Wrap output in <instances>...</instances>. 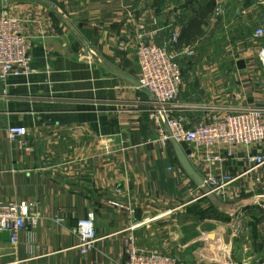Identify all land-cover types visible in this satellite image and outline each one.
<instances>
[{
	"label": "crops",
	"instance_id": "0c3cea01",
	"mask_svg": "<svg viewBox=\"0 0 264 264\" xmlns=\"http://www.w3.org/2000/svg\"><path fill=\"white\" fill-rule=\"evenodd\" d=\"M2 3L0 13L28 20L31 63L28 73L0 81V201H31L40 220L14 244L0 233V264H123L127 234L138 248H157L178 264H221L225 252L237 261L264 262V209L253 203L264 196V165L253 169L248 160L264 155V144L237 146L216 165L242 174L228 188L238 196L201 198L172 141L160 140L147 118L133 27L142 21L149 32L155 29L159 47L177 32L178 48H192L193 56L176 62L183 81L178 101L192 106L182 115L193 125L223 109L264 104V72L256 63L264 37L254 35L264 29V0ZM12 126L28 130L29 150L8 140ZM245 197L253 205L246 201L240 223L231 212L240 230L232 236L218 216ZM89 214L99 241L83 256L74 229ZM221 237L227 243L214 247Z\"/></svg>",
	"mask_w": 264,
	"mask_h": 264
},
{
	"label": "built area",
	"instance_id": "2783aa9c",
	"mask_svg": "<svg viewBox=\"0 0 264 264\" xmlns=\"http://www.w3.org/2000/svg\"><path fill=\"white\" fill-rule=\"evenodd\" d=\"M221 14L222 7L218 5L214 16L218 17ZM27 23L26 18L0 13V81L3 83L10 76H20L29 72L31 37L25 32ZM155 25L156 21L153 20V26ZM133 27L137 38L135 45L137 87L145 91L148 96L145 102L148 120L157 126L160 140L189 147L188 158L193 165L200 168L202 173L201 198L211 196L223 202L233 200L238 195L230 194L228 188L242 174L232 176L217 171L216 165L224 161L223 155L228 159L232 158L237 146L249 149L264 144V104L245 106L237 111L223 109L222 113L214 112L209 115L207 121L198 120L195 124L189 125L182 113L192 106L178 101L183 81L176 58L183 54L187 58L193 56L192 48H178L179 33L177 32H172L163 46L159 47L153 42L155 29L149 32L148 24L142 21L135 23ZM254 35L258 38L264 37V29H258ZM124 45L120 42L119 49L123 50ZM256 63L264 72V44L256 55ZM7 131L11 143L29 150L25 140L28 134L26 128L12 126ZM248 160L253 164V169L264 165V155L250 156ZM256 181L259 182V178ZM258 197L261 195L256 198ZM259 205L264 209V204ZM34 207L31 201L24 200L21 203L0 201V233H8L10 242L14 244L26 227L36 228L40 215ZM237 220L238 223L241 222V218L237 217ZM239 231L236 227V232L232 236L237 235ZM74 234L77 237L76 248L83 256L96 247L99 238L95 232L92 214L77 221ZM124 256L123 264H178L175 256L165 255L157 248H138L135 238L130 234L124 237ZM221 264L252 263L237 261L225 252ZM254 264H264V262Z\"/></svg>",
	"mask_w": 264,
	"mask_h": 264
},
{
	"label": "rangeland",
	"instance_id": "374dc122",
	"mask_svg": "<svg viewBox=\"0 0 264 264\" xmlns=\"http://www.w3.org/2000/svg\"><path fill=\"white\" fill-rule=\"evenodd\" d=\"M210 198H213L214 200H215V198L214 197H211L210 196ZM247 197H245V198H243V199H241V201L236 205V206H234V204L235 203H237L238 201H236V202H234V203H230V204H228V206L229 207H226V209L224 210V212L222 213V215L220 216H218L219 218H220V222L222 223V224H225V226H227V229H229V234H235V232H236V225H234L235 224V222H233L234 221V219H233V221H232V214H231V212H235V215H233V217H236L237 215H239L238 216V218H242L243 217V215L245 214V212L247 211V210H249V208L247 207L250 203V205H253L252 204V202L251 201H249V199H247ZM217 200V199H216ZM246 201H249V204L246 206V204H247V202ZM223 202V201H222ZM223 204H225V203H222V208H224L223 207ZM231 206H234V207H231ZM229 209V210H228ZM233 210V211H232ZM230 211V212H229ZM248 212V211H247ZM207 216H208V219H209V214L207 213ZM243 219V218H242ZM218 220V219H217ZM226 240H227V238H225V237H221L220 238V241L217 243L216 241V243H214V247H219V245H224V244H226L227 242H226ZM219 244V245H218Z\"/></svg>",
	"mask_w": 264,
	"mask_h": 264
},
{
	"label": "water",
	"instance_id": "95a60500",
	"mask_svg": "<svg viewBox=\"0 0 264 264\" xmlns=\"http://www.w3.org/2000/svg\"><path fill=\"white\" fill-rule=\"evenodd\" d=\"M41 3H45V2H41ZM4 4H0V7H2ZM118 75L124 77L123 75H121L120 73H117ZM126 78V77H125ZM176 155H177V159L178 162L180 164V167L182 168V170L185 172V174L195 183L196 186H201L202 184V179L201 177L198 175V173L192 168V166L190 165L187 156L190 155V151H186L183 152L180 145H178L175 142H172ZM253 203L257 204H264V196L262 197H258V198H254L253 199Z\"/></svg>",
	"mask_w": 264,
	"mask_h": 264
}]
</instances>
